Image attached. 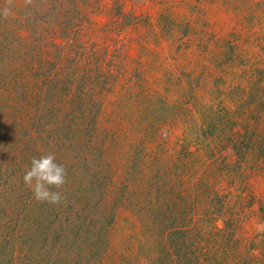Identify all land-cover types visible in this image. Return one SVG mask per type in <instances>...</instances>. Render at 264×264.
I'll return each mask as SVG.
<instances>
[{
	"label": "rangeland",
	"instance_id": "rangeland-1",
	"mask_svg": "<svg viewBox=\"0 0 264 264\" xmlns=\"http://www.w3.org/2000/svg\"><path fill=\"white\" fill-rule=\"evenodd\" d=\"M262 85L264 0H0V264H264Z\"/></svg>",
	"mask_w": 264,
	"mask_h": 264
},
{
	"label": "clouds",
	"instance_id": "clouds-1",
	"mask_svg": "<svg viewBox=\"0 0 264 264\" xmlns=\"http://www.w3.org/2000/svg\"><path fill=\"white\" fill-rule=\"evenodd\" d=\"M32 0H26L30 4ZM10 4L11 0H7ZM5 8L3 15H9ZM67 169L64 164L57 163L55 152H47L39 157H33L30 167L26 168L23 175L24 185L32 192L38 202H47L57 205L66 202V197L60 191L67 183Z\"/></svg>",
	"mask_w": 264,
	"mask_h": 264
},
{
	"label": "trees",
	"instance_id": "trees-1",
	"mask_svg": "<svg viewBox=\"0 0 264 264\" xmlns=\"http://www.w3.org/2000/svg\"><path fill=\"white\" fill-rule=\"evenodd\" d=\"M0 93H1V91H0ZM3 93H4V91H3ZM13 94L15 96H19L18 92H14ZM255 97L264 98V85L261 86V90H259V92H257L255 89L254 90H250V88L248 89L246 99L247 100H253V99H255ZM210 122H211V124L214 123L212 121H210ZM212 126L214 127V125H212ZM213 127L209 128V130L214 129ZM200 128H201V126H199V129ZM12 194H13V190H11L10 188L8 189V187L5 189H1L0 190V201L6 200V197L7 198L11 197ZM16 218H17V219H15L16 222H18L19 220H27L28 219V218H19V216ZM77 219L79 220L80 216H78ZM4 222H6V221H0V226H2V224H4ZM27 250H29V249L27 248ZM29 254H26V258H25L26 260L24 259L23 262H22V260L19 261V264H40L43 261H46V264H53L55 259L60 257L59 256V257L55 258L56 255H54V254L52 255L51 252L47 253V251H36L35 254H31V252H29ZM45 254H48L47 257H45ZM11 255H13V254H11ZM18 255H20V254H18ZM1 262H2V257L0 259V263ZM63 264H65V263H63Z\"/></svg>",
	"mask_w": 264,
	"mask_h": 264
}]
</instances>
